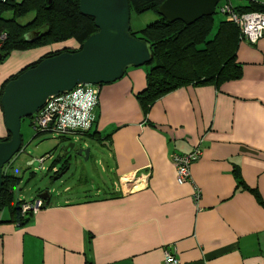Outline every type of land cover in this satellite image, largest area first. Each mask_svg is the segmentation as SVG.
Returning <instances> with one entry per match:
<instances>
[{
	"label": "crops",
	"instance_id": "obj_1",
	"mask_svg": "<svg viewBox=\"0 0 264 264\" xmlns=\"http://www.w3.org/2000/svg\"><path fill=\"white\" fill-rule=\"evenodd\" d=\"M229 2L240 8L264 0ZM236 62L238 80L180 87L145 117L134 98L144 69L99 86L94 125L112 190L75 201L48 194L23 226L8 223L2 209L0 264H164L165 251L177 264H264V32L253 45L239 43ZM194 147L201 154L189 166L190 181L178 185L170 154ZM233 171L245 188H236Z\"/></svg>",
	"mask_w": 264,
	"mask_h": 264
},
{
	"label": "trees",
	"instance_id": "obj_2",
	"mask_svg": "<svg viewBox=\"0 0 264 264\" xmlns=\"http://www.w3.org/2000/svg\"><path fill=\"white\" fill-rule=\"evenodd\" d=\"M164 0H127L129 15L153 12L157 19L143 28L129 33L150 45L151 60L144 72L145 86L134 95L143 117L150 106L161 96L187 85H212L218 88L222 83L238 80L241 66L236 62V50L240 43L239 31L231 22L224 18L215 22L213 15L201 17L190 25L180 21L168 22L157 14V6ZM235 12H264V5L248 3L245 7L233 8ZM10 12L11 18L2 17ZM33 13L32 19L25 25L16 23L21 18ZM39 34L32 36L30 33ZM96 32L93 19L82 16L78 11V0H5L0 2V60L11 50H26L35 45H49L71 40L76 48L62 47L47 52L37 61L25 66L17 74L6 78L0 87V96L4 84L15 79L25 70L36 66L42 59L55 56L61 52L74 53L81 44ZM95 123V121H94ZM83 136L101 141L95 131V125ZM38 134H35L36 136ZM65 138V137H59ZM9 139L6 133L1 141ZM67 161H64L65 168ZM54 166L49 168L51 170ZM57 175V172L54 173ZM236 188H245L237 172L233 171ZM19 179L2 171L0 187V211L6 208L8 223L16 226L27 224L33 215L29 212L21 214L20 206L25 201H14L12 188ZM43 192V191H42ZM42 192L36 196L42 195ZM254 194V191L249 190ZM49 194V193H48ZM49 195L43 199V208Z\"/></svg>",
	"mask_w": 264,
	"mask_h": 264
},
{
	"label": "water",
	"instance_id": "obj_3",
	"mask_svg": "<svg viewBox=\"0 0 264 264\" xmlns=\"http://www.w3.org/2000/svg\"><path fill=\"white\" fill-rule=\"evenodd\" d=\"M218 1L164 0L157 6V14L168 22L180 21L190 25L201 17L212 16ZM78 11L82 16L92 18L96 28L80 49L42 59L36 66L6 82L2 88L0 109L9 139L0 142V187L4 165L20 151L19 126L22 118L30 117L49 96L67 92L79 84L113 83L127 69L147 65L151 60L150 45L129 33L127 0H78ZM38 34L37 31L30 33L35 37ZM73 148L74 145L69 144L66 151ZM88 152L87 148L78 149L75 156L86 160ZM47 196V191L39 195L42 199Z\"/></svg>",
	"mask_w": 264,
	"mask_h": 264
},
{
	"label": "rangeland",
	"instance_id": "obj_4",
	"mask_svg": "<svg viewBox=\"0 0 264 264\" xmlns=\"http://www.w3.org/2000/svg\"><path fill=\"white\" fill-rule=\"evenodd\" d=\"M11 15L12 14L8 12L3 14L2 17L9 19ZM32 17L33 13H29L24 17L16 18L15 21L19 25H25ZM213 18L215 22H219L223 17L218 12H215ZM156 19L157 16L153 12L147 11L142 14L131 13L129 15V27L131 30L136 31ZM62 47L73 49L76 48V44L71 40H67L49 45L39 44L26 50H11L6 57L0 60V87L3 80L17 74L22 68L38 60H30L31 63H28L29 57L33 53L42 55L45 53L46 49H48L46 52H51L61 49ZM148 68L149 65H143L140 67H131L129 69H144L147 71ZM3 133L0 132L1 138L5 134ZM19 133L21 149L2 169V171H5L8 175L19 179L16 186L12 188L13 197L20 194V196H24L25 201H27L46 190V186H49L48 193L50 195V200L55 202L65 199L72 201L83 200L95 196L99 189L101 192L107 191V188L110 189V191L112 190L111 183L113 178L107 171H103L102 169L105 166L107 157V151L103 146L104 142H99L86 136L79 137V140L70 137L55 138L49 134L34 136L30 128V117H25L20 120ZM69 144L74 145L73 151H66V147ZM86 148L89 150L86 160L82 157L75 156L76 150H84ZM45 156H50L51 158L46 159L42 163L41 168L39 163L34 159ZM58 156L59 158H57ZM29 161H32V165L27 167V162ZM64 161H67L65 165V167H68L67 171L60 178L54 180L55 177L52 175L53 171L49 170V168L52 166L60 168L63 166ZM52 179L54 181H52ZM118 186V183L113 185L114 188H118Z\"/></svg>",
	"mask_w": 264,
	"mask_h": 264
},
{
	"label": "built area",
	"instance_id": "obj_5",
	"mask_svg": "<svg viewBox=\"0 0 264 264\" xmlns=\"http://www.w3.org/2000/svg\"><path fill=\"white\" fill-rule=\"evenodd\" d=\"M5 0H0L3 2ZM19 2L21 0H15ZM264 5V3L262 4ZM218 12L227 22H231L239 31L240 42L255 44L264 32V12H235L229 0H219L215 6ZM5 38L0 35V41ZM99 85L79 84L71 90L57 95L49 96L44 104L30 116V128L34 135L49 134L52 137H70L79 140L85 132L89 131L95 121V111L98 104ZM21 149V147H20ZM201 154L198 147H194L185 154L171 153L170 162L174 168V178L178 185L190 181L189 166L196 161ZM50 156L34 159L42 168V163ZM32 161L27 162V167ZM130 178L119 180V184H129ZM198 191H194V200L198 198ZM43 206V200L35 198L25 201L20 206L21 214L25 212L36 214ZM164 264H177L178 261L165 251Z\"/></svg>",
	"mask_w": 264,
	"mask_h": 264
},
{
	"label": "flooded vegetation",
	"instance_id": "obj_6",
	"mask_svg": "<svg viewBox=\"0 0 264 264\" xmlns=\"http://www.w3.org/2000/svg\"><path fill=\"white\" fill-rule=\"evenodd\" d=\"M73 150H74V148L72 149V151H73ZM61 167H63V166H61ZM61 167H60V168H55V170L52 172V173H53L52 175H53L54 177H56L59 173L63 172L64 169H65L67 166H66L64 169L60 170ZM53 168H54V167H53ZM53 168H52V169H53ZM52 169H51V171H52ZM55 172H57V175H54ZM52 178H53V177H52ZM52 181H53V180H52ZM48 187H49V186H46V190H44V191L42 192V194H43L44 192H46V191H47V193H48ZM36 198H40V197H36ZM40 199H42V198H40Z\"/></svg>",
	"mask_w": 264,
	"mask_h": 264
}]
</instances>
